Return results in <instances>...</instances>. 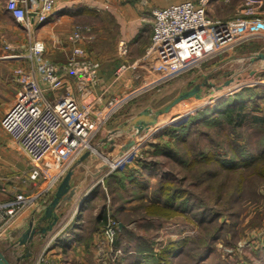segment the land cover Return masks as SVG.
Returning a JSON list of instances; mask_svg holds the SVG:
<instances>
[{
	"label": "rangeland",
	"instance_id": "obj_1",
	"mask_svg": "<svg viewBox=\"0 0 264 264\" xmlns=\"http://www.w3.org/2000/svg\"><path fill=\"white\" fill-rule=\"evenodd\" d=\"M88 1L98 10L95 7L92 8V13H87L75 24L91 28L84 39L85 44L87 45L88 42L89 47L96 53V59L109 69L116 66V63L119 67L122 61L131 62L133 53L126 58L120 57L118 53L120 41L113 20L114 11L109 8L108 10L99 8V5L109 4L112 1L114 7L122 3L132 4L138 9L139 16L144 19L143 37L147 35L152 37L153 9L185 0ZM207 9L211 17L223 20L237 17L252 20L259 16L264 17V0H209ZM246 43L247 45L240 46L237 50L233 49V54H230L233 50L222 53L164 82H159L162 78L160 70H156L154 72L156 77H152L139 68H133V87L113 95L121 100L127 98L129 100L116 113L115 119L108 121L109 127H104L93 139L96 149L94 155L99 161L107 163V173L118 156L113 158L114 154L111 155L103 148L104 138H107L106 142L111 140L113 143L116 140H122L127 145L126 149H133L134 145L142 142V139L145 144L143 143L142 157L138 162L136 160L124 170H120L121 174H115V170L110 172L114 175L111 176V174L105 178L104 184L100 186L102 189L100 198L87 216L85 225L86 249L90 250L87 252L91 254L89 255L91 261L86 256L87 252L85 257L89 262L92 264H147L145 260L138 259L134 247L142 246L145 250L143 252L150 251L148 249L152 247L151 252L158 254L169 242L181 241L189 237L191 244L188 250L175 254L170 264H264V179L245 175V188L237 196L234 190L239 173L230 172L226 175L222 172L223 174L219 177H211V180L203 183L201 171L203 172L206 168L210 170L212 166L199 164L190 171L183 167L179 159L167 158L161 151L162 149L178 151L184 148L186 150L194 144L191 146L193 149L191 155L184 157L186 160L193 157L201 159L202 153L208 152L209 149L221 151L220 153L226 152L222 149L227 143L226 135L232 134L233 130L227 126L221 127L222 129L199 126L197 131H192L185 145L174 142V139L169 136V131L184 125L197 111L226 101L238 91L247 88L258 89L259 93H264V60L259 59V56L264 54V37L249 40ZM85 47L89 52L87 46ZM229 80L232 82L225 85V82ZM197 84H204L203 97L184 99L175 104L169 112L161 114L156 123L161 128L156 126L155 129L158 128V130L153 136L149 135L154 129L153 125L145 127L141 132L135 126H131L128 130L119 131L117 135L113 134L114 131L129 124L139 113L144 111L155 113L162 110L180 94ZM259 107L258 113L264 115V97L260 100ZM238 134L240 138L237 140L241 143L250 141L253 153L264 146L257 141L262 139L261 132L258 133V129L252 125L240 129ZM0 139H2L0 193L12 198L19 193L29 195L37 192L30 188L32 183L29 181V171L32 163L27 154L17 143L9 140L8 136ZM158 145L161 150L157 147ZM214 165L217 164L214 163ZM213 170L216 171V169ZM122 177L124 181L121 180ZM224 180L226 184L221 185ZM160 183L171 184L172 188L187 190L191 193L187 203L190 207L187 213L177 214L169 219L150 217L145 207H140L142 204L156 203ZM103 209L107 213V218L103 230L95 234L96 237L100 236L99 242L94 243V230L98 225L96 214L101 213ZM183 209L184 207L180 206L179 210ZM114 214L117 217L115 219L112 217ZM109 220L117 224L118 231L114 243H110L105 235ZM67 222V219L64 220V227ZM120 223L123 227H120ZM122 228H125L128 233L122 231ZM103 235L105 238L102 237ZM214 236L217 239H213L211 245L207 246V241ZM0 246L11 264H18L12 247H3L2 244ZM38 260L34 256L29 264H38ZM160 264L167 263L162 261Z\"/></svg>",
	"mask_w": 264,
	"mask_h": 264
},
{
	"label": "built area",
	"instance_id": "obj_2",
	"mask_svg": "<svg viewBox=\"0 0 264 264\" xmlns=\"http://www.w3.org/2000/svg\"><path fill=\"white\" fill-rule=\"evenodd\" d=\"M208 2L185 0L153 9L152 37L144 59L157 64L152 69L161 71L159 82L182 75L249 40L264 37V17L252 20L211 17ZM6 8L19 23L30 27L46 23L56 13V0H6ZM90 31V27L75 24L68 38L72 56L66 62L46 59L45 46L40 42L29 46L27 55H10L17 59L29 58L35 63L34 71L43 86L33 73L23 67L16 68L14 76L21 86L15 105L2 120V127L30 159V179L37 182L44 176L45 185L29 195L19 193L6 201L0 198V235L25 209L46 199L86 152L96 151L93 139L129 100L112 96L101 108L95 109L91 103L82 105L71 91H63L72 78L81 85L82 94L102 82L100 62L89 57L83 45ZM130 51L129 43L121 40L118 45L120 57H128ZM135 66L122 63L116 78ZM153 126L150 136L161 128L157 124ZM143 143L118 156L110 172L124 170L134 161L138 162ZM117 231V224L109 220L105 235L110 243L115 242ZM48 261L44 252L38 264Z\"/></svg>",
	"mask_w": 264,
	"mask_h": 264
},
{
	"label": "crops",
	"instance_id": "obj_3",
	"mask_svg": "<svg viewBox=\"0 0 264 264\" xmlns=\"http://www.w3.org/2000/svg\"><path fill=\"white\" fill-rule=\"evenodd\" d=\"M122 4L114 7V2L112 1L109 4L103 3L99 5V8L106 10L108 8L113 9V20L115 28L118 31V39L119 41L125 40L128 42L131 49L130 53H133L132 61H127V63L135 64L134 69L139 68V70L145 72L147 75L156 77L154 74L156 70L152 69V66L157 64L149 59H144L146 49L151 41V36L148 37L147 35V37H143L144 19L139 16V11L135 6L126 3ZM94 7L95 5L92 6L88 0H56V13L46 23L33 24L30 27H26V25L19 23L7 10L6 0H0V138L4 139V137L8 136L9 140H13L15 144L17 143L2 127V120L15 105L21 86L15 79V69L23 67L28 73H33L36 79L40 81L37 71H34L35 63L29 58L17 59L10 55L17 53L27 55L29 46L40 42L45 46L44 57L46 59L56 63L66 62L72 56V45L68 38L73 31L76 21L86 16L88 11H92ZM95 8L98 10L97 7ZM83 45L84 47L87 46L90 50L87 52L88 56L96 59V53L89 47L88 42L86 45L85 41H83ZM243 45L245 46L247 43L245 42L235 49L237 50ZM234 50L230 54H233ZM124 62L126 61H122L120 66ZM100 75L102 78L101 84L92 88L90 92L82 94L81 85L73 78L69 80L68 85L63 90L74 93L82 105L87 106L88 103H91L95 109H98L105 104L108 98L133 87V68L123 73L117 79L115 76L116 70L113 73L109 72L106 66L101 64ZM40 84L43 86L41 81ZM114 116L110 120H114ZM108 123H106L105 127H109ZM106 140L107 138L102 140L104 143L103 148L109 151L111 155L114 154L113 158L128 150L126 149V143L122 140H116L115 143H112L111 140L106 142ZM1 141L2 139H0V146H2ZM107 167V163L99 161L94 153L82 161L79 160L74 165L71 169L73 170L71 184L77 186L81 183L83 186L78 189L76 199L71 203H67L58 213L60 219L57 225L52 230L37 234L34 237L30 247L33 252L32 257L21 261L22 248L19 246L14 247V243L29 228L30 223L33 221L35 225L40 224L41 227H48V220L41 222L40 220L45 215L46 208L54 198L60 184L46 199L40 201L37 205L25 209L16 218L13 225L2 232L0 235V245L2 244L3 247L7 248L12 247L15 260L18 264H29L30 259L34 258V256L39 259L44 252L49 259L46 264H92L89 262L91 261L89 256L91 254H88L90 250L86 249L85 225L87 216L90 215L93 206L100 198L102 191L101 184H104L105 178L112 174H110L109 169L106 173ZM30 173L31 170L29 171V181L32 183L30 188L39 190L45 185V177L41 176L37 182H34L30 179ZM113 175L114 173L111 176ZM0 195L3 201L10 199L7 194L1 192ZM103 211L104 209L100 212ZM100 214L97 213L96 216L99 217ZM66 219L68 222L66 223L67 226L65 225L64 227L63 222ZM72 224H74L72 230L67 233L65 238L59 241L58 238L62 234L58 235L59 232H64ZM97 224L94 230V243L99 242L100 236L96 237L95 234H99L103 230L105 220L102 219ZM102 237L105 238L104 235ZM86 252L89 261L85 257Z\"/></svg>",
	"mask_w": 264,
	"mask_h": 264
},
{
	"label": "trees",
	"instance_id": "obj_4",
	"mask_svg": "<svg viewBox=\"0 0 264 264\" xmlns=\"http://www.w3.org/2000/svg\"><path fill=\"white\" fill-rule=\"evenodd\" d=\"M92 12L93 11H88V13ZM117 67L118 64L109 68L108 71L113 73ZM259 92L260 90L258 89L251 90L247 88L238 91L226 101H222L217 105H213L211 108H205L197 111L189 117L188 121L184 125L169 131V136L174 139V142L185 145L187 138L191 137L192 131L198 129L199 126H208V128L211 129L213 127L221 128L223 126H227V128H232L233 130L232 134L226 135L227 143L225 147L222 148L224 151L226 150L225 153H220L221 151L209 149L208 152L202 153L201 159H199V157H193V159L189 158V160H186L184 157L187 158L191 155L190 153L193 150L191 146L194 144H192L189 149L185 150L184 148L178 151L161 150L159 145L157 147L160 148L162 152H164L167 158L175 157L179 159L182 162L183 167H185L187 170L192 171L195 169L194 167L199 164H207L205 166H212V169L210 170L206 168L203 172L201 171V175L203 177L201 182L203 181V183L206 180H209L211 177L217 178L223 173H226V175H228L230 172L239 173L237 186L234 190L236 195L239 196L245 188V175L248 174L250 176H257L261 179H264V146L261 147L258 152L253 153V148L250 146V141L248 143L245 141L241 143L239 140H237L240 138V135L238 134L239 130L244 129L246 126L252 125L258 129V133L261 132L262 134V139L257 141L259 144H264V115H262V113H258L260 112L259 102L263 99L264 93ZM217 147L219 148V145H217ZM225 156L227 157L225 158ZM214 163L217 165H214ZM213 169H216V171ZM115 173L121 174L122 172L117 170ZM123 179L124 178L122 177L121 180L124 181ZM133 180L135 181V179ZM225 184L226 181L224 180L221 185ZM157 192L156 203H146L140 206L145 207L146 213L150 215V217L158 216L169 219L177 214L182 215L183 213H187L188 209L190 208L188 207L187 203H189L191 193H189L187 190L172 188L171 184L160 183ZM180 206L184 207L182 211L179 210ZM112 217L114 219L117 218L115 214ZM106 218L107 213L106 211H103L99 217H97V221L102 219L105 220ZM73 226L74 224L70 225L67 230L62 232L58 240L60 241L61 239L65 238L67 233L72 230ZM122 231L128 233L127 230L125 231V228H122ZM213 239L216 240V236L212 237L210 241H207V246L211 245V241H213ZM190 244L191 239L188 237L181 241L169 242L159 251L158 254H154L153 251L151 252L152 247L148 249L150 250L148 252H143L145 250L142 249V246L136 248L134 247V250H136L138 259L141 258L145 260L147 264H160L162 261L170 264L172 260L171 258L177 253L186 252ZM140 262L142 261L140 260Z\"/></svg>",
	"mask_w": 264,
	"mask_h": 264
},
{
	"label": "water",
	"instance_id": "obj_5",
	"mask_svg": "<svg viewBox=\"0 0 264 264\" xmlns=\"http://www.w3.org/2000/svg\"><path fill=\"white\" fill-rule=\"evenodd\" d=\"M259 59L264 60V54L259 56ZM232 81L229 80L225 82V85H229ZM203 85L197 84L192 89L183 92L177 98H175L170 104H168L162 110H159L155 113H150L147 111L141 112L136 115L129 124L125 125L123 128L114 131V135H117L119 131L128 130L131 126H135L141 132L145 127L149 125H155L158 122V118L161 114L169 112V110L180 101L190 98L196 97L197 99H201L203 97ZM113 143V141H112ZM91 152H86L80 161L91 155ZM73 176V170H70L67 175L64 177L58 189L55 193L54 198L51 203L48 205L45 211V215L42 217L41 221L49 222L48 227H41L40 224L35 225L34 221L30 223L29 228L21 235V237L14 243L15 246H19L22 248V254L20 257L21 261H25L33 256V252L31 251V244L33 242L34 237L37 234L45 233L48 230H52L55 225L59 222L60 215L58 213L66 206L67 203L73 202L78 194V189L83 185L80 183L79 185H72L71 178ZM120 227H122V223H120ZM0 264H11L8 258L5 256L3 251L0 249Z\"/></svg>",
	"mask_w": 264,
	"mask_h": 264
},
{
	"label": "bare ground",
	"instance_id": "obj_6",
	"mask_svg": "<svg viewBox=\"0 0 264 264\" xmlns=\"http://www.w3.org/2000/svg\"><path fill=\"white\" fill-rule=\"evenodd\" d=\"M144 139H142V141H143Z\"/></svg>",
	"mask_w": 264,
	"mask_h": 264
}]
</instances>
